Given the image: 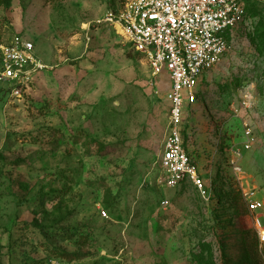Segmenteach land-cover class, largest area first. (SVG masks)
<instances>
[{"label": "rangeland", "instance_id": "374dc122", "mask_svg": "<svg viewBox=\"0 0 264 264\" xmlns=\"http://www.w3.org/2000/svg\"><path fill=\"white\" fill-rule=\"evenodd\" d=\"M117 5L0 0V46L22 36L43 67L19 95L0 83V264H264V210L228 164L241 150L264 202V0L186 114L209 200L165 184L169 80L107 21Z\"/></svg>", "mask_w": 264, "mask_h": 264}, {"label": "built area", "instance_id": "2783aa9c", "mask_svg": "<svg viewBox=\"0 0 264 264\" xmlns=\"http://www.w3.org/2000/svg\"><path fill=\"white\" fill-rule=\"evenodd\" d=\"M258 0H118L117 8L107 14L136 53L143 55L155 75L169 80L168 123L160 155L165 184L176 189L192 184L199 195L209 200L211 191L199 166L186 146L187 111L195 106L204 78L230 50L231 39L248 16V4ZM43 69L33 42L17 36L0 46V83L12 95ZM250 99V94H247ZM250 136V130H247ZM228 164L241 185L250 213L264 210L256 192L242 187L243 153L231 150ZM163 206L169 205L164 201ZM264 221L256 219L260 242L264 244Z\"/></svg>", "mask_w": 264, "mask_h": 264}, {"label": "trees", "instance_id": "16d2710c", "mask_svg": "<svg viewBox=\"0 0 264 264\" xmlns=\"http://www.w3.org/2000/svg\"><path fill=\"white\" fill-rule=\"evenodd\" d=\"M143 56V55H142ZM189 130V128H188V125H187V121H186V130ZM189 136H190V134L188 133V131H186L185 132V142H186V146H189V144H188V138H189ZM190 148V147H189ZM190 154H191V156L193 157V155H192V152H191V149H190ZM255 235L257 236V234L255 233ZM223 264H231L229 261H228V259H227V256H226V254L223 252Z\"/></svg>", "mask_w": 264, "mask_h": 264}]
</instances>
